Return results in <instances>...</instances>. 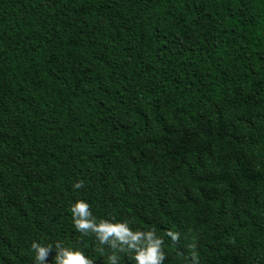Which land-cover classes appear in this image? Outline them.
<instances>
[{
    "label": "trees",
    "instance_id": "obj_1",
    "mask_svg": "<svg viewBox=\"0 0 264 264\" xmlns=\"http://www.w3.org/2000/svg\"><path fill=\"white\" fill-rule=\"evenodd\" d=\"M75 199L177 232L164 264H264V0H0V264H103Z\"/></svg>",
    "mask_w": 264,
    "mask_h": 264
},
{
    "label": "clouds",
    "instance_id": "obj_2",
    "mask_svg": "<svg viewBox=\"0 0 264 264\" xmlns=\"http://www.w3.org/2000/svg\"><path fill=\"white\" fill-rule=\"evenodd\" d=\"M84 181L77 180L73 189H81ZM68 211L71 214L75 232L81 237H91L94 250L102 258L103 264H118L121 255L128 264H164L166 256L163 248L164 237L175 242L179 234L167 230L158 235L154 227L135 226L131 219L114 216L98 217L93 214L92 205L84 199L70 202ZM190 264H198L195 245L190 244ZM32 253V264H97L82 248H77L60 241L41 243L32 240L29 245ZM50 253H54L51 261Z\"/></svg>",
    "mask_w": 264,
    "mask_h": 264
}]
</instances>
